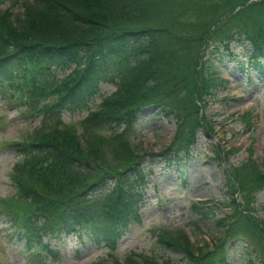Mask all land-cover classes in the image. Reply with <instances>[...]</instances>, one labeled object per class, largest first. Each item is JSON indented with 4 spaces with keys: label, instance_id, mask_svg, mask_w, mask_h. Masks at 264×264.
<instances>
[{
    "label": "trees",
    "instance_id": "trees-1",
    "mask_svg": "<svg viewBox=\"0 0 264 264\" xmlns=\"http://www.w3.org/2000/svg\"><path fill=\"white\" fill-rule=\"evenodd\" d=\"M160 1L28 0L24 4V25L18 14L16 23L10 20V9L0 14L1 90L18 77L26 93H32L41 86L40 76L51 73V66L73 67L55 86V104L45 106V119L51 120L58 106L87 100L105 68L110 70L109 77L121 81L100 110L90 115L82 143L70 129L43 121L38 136L20 148L32 155L25 156L15 169L13 181L23 204L11 210L10 221L30 255L33 249L49 252L41 242L42 233H69L79 228L88 231L92 243L112 247L136 218L144 178L140 157L128 146L125 130L88 140L86 135H93L92 129L119 124L127 127L140 106L159 102L163 114L176 121L173 140L162 153L181 166L189 158L195 131L204 121L197 116V102L211 96V90L220 83L213 65L230 54L229 44L246 42L249 48L245 62L258 74L262 72L259 60L264 56V0L230 13L210 31L221 8L231 12L245 0H167L156 16H151L144 6ZM136 45L145 59L138 72L129 76L131 70L125 69L130 64L129 52ZM202 47L204 53L200 52ZM119 54V61L111 58ZM133 58L135 61L136 56ZM163 154L155 156L165 158ZM262 166L260 169L247 160L227 174L229 189L237 186L245 209L241 211L233 204L228 218L231 223L218 220L225 236L243 229L255 240L263 238L264 207L256 217L250 206L251 192L264 187V158ZM197 212L206 213L201 209ZM174 247L181 251L185 264H228L222 240L209 250L200 246L193 249L180 232L157 234L155 252ZM142 262L157 264L148 256H143ZM125 264L137 263L127 257Z\"/></svg>",
    "mask_w": 264,
    "mask_h": 264
},
{
    "label": "rangeland",
    "instance_id": "rangeland-1",
    "mask_svg": "<svg viewBox=\"0 0 264 264\" xmlns=\"http://www.w3.org/2000/svg\"><path fill=\"white\" fill-rule=\"evenodd\" d=\"M13 1L15 0H0V14L10 9V20L16 23L15 14H20L21 8ZM165 4L167 0H161L144 7L151 12V16H156L160 5ZM222 12L223 8L220 10ZM21 23L24 25V22ZM247 50L246 44H231V53L238 55L239 60H244L241 56ZM230 57L225 55L220 66H215L219 76L225 81L214 86L212 95L204 98L205 103L199 110V116L204 115V121L197 131L191 158L184 166L174 168L161 160H151L148 156L169 143L174 130L173 119L156 114V109L135 118L130 143L137 152L147 153L144 163L150 173L143 201L139 204L138 220L128 225L113 249L90 244L85 234L80 237L76 234L59 235L53 241L56 251L54 257L39 255L29 261V257L22 252L20 242L10 232H6L9 228L0 212V264H94L98 261L109 262L114 258L122 259L131 253L148 254L154 249L153 233L164 228H181L192 242L200 245L204 242L210 246L221 234L218 220L230 211L226 207L229 198L232 197L238 203L239 209H244L239 193H228L226 175L231 174L233 168L246 160L255 162L260 167L258 163L264 151V79L254 73L245 74ZM261 65L264 67V58ZM62 70L64 69L54 68L52 74L57 78L69 71ZM52 74L40 76L41 86L31 93V97L38 99L43 96L40 100H44L45 104L51 100L53 93L49 84ZM114 89V83L102 80L85 106L63 110L60 120L74 126L76 133L81 134L82 118L88 109H93L102 96L109 95ZM16 92L12 89L7 90L5 95H0V211L8 205L17 208L18 204H23L17 199L18 195L12 186L19 152H15L16 149L11 144L31 141L38 136L42 115L40 110L44 107L43 105L35 110L37 101L28 98L27 105L20 100L19 94L14 96ZM205 121H208L207 127L204 125ZM95 133L87 134V139L97 138ZM219 145L228 151L223 157L220 156ZM107 150L106 148V153ZM215 151L219 157L215 155ZM197 201L202 203L196 205ZM261 206L264 207V187L252 193L251 208L257 215ZM203 208L207 209L206 214L199 215L197 210ZM221 220L226 222L225 218ZM246 240L251 246L250 251L246 249ZM156 252L167 263L183 264L178 248ZM227 252L229 264H257L261 257L264 258V246H261L260 240L244 235H240L238 240L228 246Z\"/></svg>",
    "mask_w": 264,
    "mask_h": 264
}]
</instances>
